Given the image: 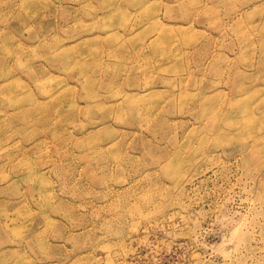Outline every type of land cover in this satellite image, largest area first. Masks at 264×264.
<instances>
[{"label": "rangeland", "instance_id": "rangeland-1", "mask_svg": "<svg viewBox=\"0 0 264 264\" xmlns=\"http://www.w3.org/2000/svg\"><path fill=\"white\" fill-rule=\"evenodd\" d=\"M0 264H264V0H0Z\"/></svg>", "mask_w": 264, "mask_h": 264}]
</instances>
